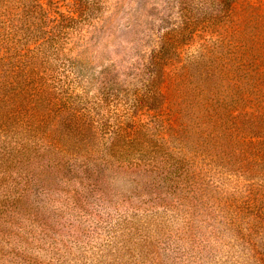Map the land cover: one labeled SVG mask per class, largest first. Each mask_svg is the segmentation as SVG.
<instances>
[{
    "label": "rangeland",
    "instance_id": "1",
    "mask_svg": "<svg viewBox=\"0 0 264 264\" xmlns=\"http://www.w3.org/2000/svg\"><path fill=\"white\" fill-rule=\"evenodd\" d=\"M103 1L0 128V264H264V0Z\"/></svg>",
    "mask_w": 264,
    "mask_h": 264
},
{
    "label": "trees",
    "instance_id": "2",
    "mask_svg": "<svg viewBox=\"0 0 264 264\" xmlns=\"http://www.w3.org/2000/svg\"><path fill=\"white\" fill-rule=\"evenodd\" d=\"M58 1L0 0V128L2 129L7 128V121L14 117V113L18 111L16 109L25 106V99L30 96L31 91L40 95L41 89L46 88L44 85L47 84L49 77H52L46 72L49 64L53 59H59V55H65L66 50L72 49V47L67 48L65 42L64 45L61 42L64 38L66 40L69 30L75 28L79 33L84 25L97 22L105 4L103 0H71L66 12H61ZM218 1L223 9H227L232 0ZM188 27L189 25L181 27V36H184L182 34ZM160 39L159 48L151 53L149 59L152 70L151 82L150 79L148 82L151 84L147 83L151 87L157 86L161 68L171 59V54L174 52L170 31H165ZM62 52L64 54H61ZM31 59L36 61L34 64L36 67L32 66V61H30L31 65H27V60ZM148 91V95L143 94L139 97L145 105L151 106L155 101L160 102L161 95L158 96V93L153 92L152 89ZM45 95H49L46 98L52 100L50 93L47 92ZM67 99L70 97L61 99L63 104H67ZM69 115L66 114L65 119ZM74 116L72 114L73 118Z\"/></svg>",
    "mask_w": 264,
    "mask_h": 264
}]
</instances>
